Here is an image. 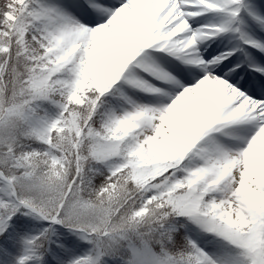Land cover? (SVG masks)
Here are the masks:
<instances>
[{
  "label": "snow or ice",
  "instance_id": "6c2138e0",
  "mask_svg": "<svg viewBox=\"0 0 264 264\" xmlns=\"http://www.w3.org/2000/svg\"><path fill=\"white\" fill-rule=\"evenodd\" d=\"M0 264H264V0H0Z\"/></svg>",
  "mask_w": 264,
  "mask_h": 264
}]
</instances>
